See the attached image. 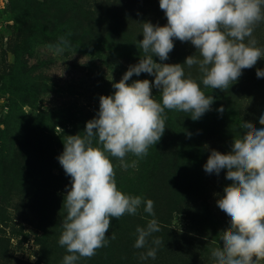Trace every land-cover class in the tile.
<instances>
[{
  "label": "rangeland",
  "instance_id": "obj_1",
  "mask_svg": "<svg viewBox=\"0 0 264 264\" xmlns=\"http://www.w3.org/2000/svg\"><path fill=\"white\" fill-rule=\"evenodd\" d=\"M142 22L167 23L159 0H0V264H63L69 254L58 241L71 178L57 157L67 135H84L99 97L111 95L113 83L143 57ZM61 36L70 46L57 54L50 46ZM253 36L264 49V22ZM173 43L166 61L155 56L154 61L182 64L195 52L190 42ZM256 69H264V59L243 69L229 89L201 83L214 102L198 120L166 109L160 141L142 159L125 157L138 161L135 169L123 170L119 159L110 157L118 189L154 201L155 217L142 204L135 215L113 218L107 245L75 264H214L211 250L222 241H212L204 214L210 212L221 236L229 217L216 200L231 181L225 170L209 174L203 165L211 150L231 151L233 137L243 135V121L264 127L259 124L264 77L258 78ZM185 73L200 81L195 66H185ZM137 79L154 77L134 74L128 83ZM152 95L159 101L155 87ZM153 218L161 230L149 237L148 246L155 237L164 243L155 259L142 260L147 246L134 247L136 229ZM203 232L211 240L200 236Z\"/></svg>",
  "mask_w": 264,
  "mask_h": 264
},
{
  "label": "clouds",
  "instance_id": "obj_2",
  "mask_svg": "<svg viewBox=\"0 0 264 264\" xmlns=\"http://www.w3.org/2000/svg\"><path fill=\"white\" fill-rule=\"evenodd\" d=\"M159 8L167 23L142 22L143 39L138 43L143 57L113 83L111 95L99 97L98 112L86 122L84 135H67L57 157L71 178L63 199L66 216L58 241L69 253L63 257V264L91 258L97 249L105 247L113 218L135 215L142 204L144 212L155 217L154 201L118 189L110 157L118 158L123 170L135 169L138 161L128 163L125 157L131 154L142 159L160 141L166 129V109L191 113L190 118L198 120L214 102L213 96L205 95L201 83L205 88L229 89L243 69L253 68L264 59V49L257 46L253 36L264 22V0H159ZM174 39L190 42L194 54L182 64L154 61V56L160 61L168 59ZM69 46L68 39L61 36L50 47L59 54ZM185 66L198 69L199 82L190 73L186 75ZM141 73L154 79L128 83L134 74ZM256 76L264 77V69H256ZM153 87L159 90V101L152 95ZM259 124L264 125V115ZM241 127L243 135L233 137L231 151L222 154L213 149L203 165L209 174L219 175L225 170V179L231 181L216 200L229 217V227L220 232L222 246L211 250L214 264L264 261V127L248 121ZM160 230L155 218L146 227H137L134 247L147 246L140 259L156 258L157 248L164 242L155 237L148 246L149 237Z\"/></svg>",
  "mask_w": 264,
  "mask_h": 264
},
{
  "label": "trees",
  "instance_id": "obj_3",
  "mask_svg": "<svg viewBox=\"0 0 264 264\" xmlns=\"http://www.w3.org/2000/svg\"><path fill=\"white\" fill-rule=\"evenodd\" d=\"M108 1H110V0H108ZM114 1L116 2L117 0H114ZM204 215H205V222H208L207 231H211L210 238L212 239V241L214 243H217L218 244L220 242L219 241L220 235H219L218 230L216 229V226L217 225L214 224V221H213V219L211 217L210 212H208V210H207V213L205 212ZM204 235H205V232H203L200 236L206 237ZM206 238L208 240H211V239H209V237H206Z\"/></svg>",
  "mask_w": 264,
  "mask_h": 264
}]
</instances>
